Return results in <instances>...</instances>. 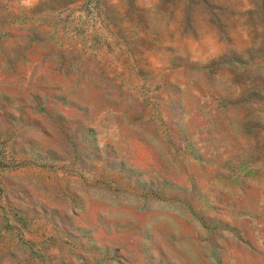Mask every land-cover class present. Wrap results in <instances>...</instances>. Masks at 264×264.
<instances>
[{"label": "rangeland", "instance_id": "374dc122", "mask_svg": "<svg viewBox=\"0 0 264 264\" xmlns=\"http://www.w3.org/2000/svg\"><path fill=\"white\" fill-rule=\"evenodd\" d=\"M0 264H264V0H0Z\"/></svg>", "mask_w": 264, "mask_h": 264}]
</instances>
